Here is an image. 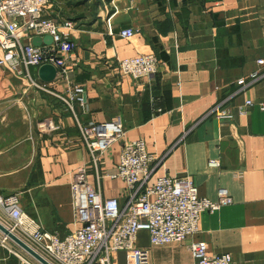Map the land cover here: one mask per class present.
<instances>
[{"label":"crops","instance_id":"1","mask_svg":"<svg viewBox=\"0 0 264 264\" xmlns=\"http://www.w3.org/2000/svg\"><path fill=\"white\" fill-rule=\"evenodd\" d=\"M51 3L56 13H75L68 17L79 28L68 62L70 82L85 89V104L75 106L79 120L89 125L120 118L125 128L123 141L102 156L99 173L116 166L124 143L143 140L155 158L151 185L163 176L189 177L201 197L216 201L225 189L233 199L204 213L199 232L185 243L152 247L148 232L141 231L137 247L149 251V264H193L192 242L205 243L209 255L230 254L233 264H264V111L259 107L264 77L251 80L252 74L264 73L257 63L264 58V0ZM128 28L139 33L122 38L120 32ZM143 54L160 62L155 79L122 76L118 62ZM240 79L246 85L239 86ZM67 86L61 79L50 84L61 96ZM224 101L233 114L230 121L210 115ZM247 101L255 106L246 109ZM46 118L59 126L51 135L35 127ZM90 160L64 103L0 70V197H17L25 215L63 240L78 228L70 189L74 172ZM87 176L105 198L126 204L131 192L123 181L98 180L91 165ZM0 264L20 262L0 245ZM112 264L138 262L134 254L118 252Z\"/></svg>","mask_w":264,"mask_h":264},{"label":"built area","instance_id":"2","mask_svg":"<svg viewBox=\"0 0 264 264\" xmlns=\"http://www.w3.org/2000/svg\"><path fill=\"white\" fill-rule=\"evenodd\" d=\"M78 30L77 22L56 13L51 0H0V70L22 78L28 89L35 93L60 99L66 111L76 119L91 156L90 163L81 164L74 172L70 189L78 228L65 239L46 232L25 215L15 196L0 197V225L50 264H112V257L118 252L134 254L138 264H149V251L137 247L141 231L148 232L152 247L185 243L199 232L204 213L217 212L233 204V199L225 189L219 190L216 201L201 197L189 177L163 176L151 185L154 169L150 166L155 158L143 140L124 143L116 166L105 174L99 173L102 156L123 141L125 128L120 118L89 125L79 120L75 106L85 104V89L70 82L68 70V62L76 49L74 35ZM137 33L139 30L128 28L119 35L131 39ZM46 36L52 38L50 45H33L34 38ZM118 63L122 76L137 81L151 82L160 67L154 54H143ZM257 63L263 67L264 58ZM47 64L57 69L56 80L67 83L66 96L53 93L51 83L39 79L38 69ZM36 68L35 77L33 70ZM263 77L264 73L256 72L251 75V80ZM238 85H246L245 79L238 80ZM226 102L215 106L210 115L222 121L232 120L233 114L227 109ZM253 106L252 101L245 104L246 109ZM259 107L264 111V104ZM246 109L242 113L246 114ZM35 127L42 135H51L59 129L52 118L37 122ZM210 164L218 165L216 162ZM89 165L95 168L98 180L105 177L126 184L131 194L124 206L117 198H105L89 182ZM12 244L16 243L0 231V245L8 248L20 264H35L14 250ZM189 249L193 264H233L230 254L209 255L205 243L192 242Z\"/></svg>","mask_w":264,"mask_h":264},{"label":"water","instance_id":"3","mask_svg":"<svg viewBox=\"0 0 264 264\" xmlns=\"http://www.w3.org/2000/svg\"><path fill=\"white\" fill-rule=\"evenodd\" d=\"M42 43L46 45H50L52 43V38L50 36H46L43 39L40 37H36L33 39V45L39 47ZM38 77L44 83H52L56 80L57 77V69L52 65H43L38 69ZM0 231L10 236V238L19 246H21L26 252H28L33 258L39 261L41 264H50L38 254H36L30 247L20 241L17 237L10 234L9 231L0 225Z\"/></svg>","mask_w":264,"mask_h":264},{"label":"rangeland","instance_id":"4","mask_svg":"<svg viewBox=\"0 0 264 264\" xmlns=\"http://www.w3.org/2000/svg\"><path fill=\"white\" fill-rule=\"evenodd\" d=\"M66 13H68V12L60 11L61 16L64 17V18H66V17H68V16L70 17L71 15H72V17H73V15L75 14V13H73V12H71V14L69 13V15L66 14ZM72 13H73V14H72ZM64 15H65L66 17H65ZM69 17H68L67 19H69ZM70 20L74 21L73 19H70ZM74 22H76V21H74ZM33 71H34V74H35V73L37 72V68L34 69ZM35 76H36V75H35Z\"/></svg>","mask_w":264,"mask_h":264}]
</instances>
